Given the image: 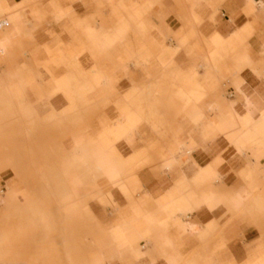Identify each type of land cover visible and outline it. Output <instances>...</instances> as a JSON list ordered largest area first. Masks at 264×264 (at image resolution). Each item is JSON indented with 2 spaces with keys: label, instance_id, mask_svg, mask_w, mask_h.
<instances>
[{
  "label": "crops",
  "instance_id": "obj_1",
  "mask_svg": "<svg viewBox=\"0 0 264 264\" xmlns=\"http://www.w3.org/2000/svg\"><path fill=\"white\" fill-rule=\"evenodd\" d=\"M28 117L41 124L31 152ZM67 154L75 168L62 175ZM263 185L264 0H0V198H13L5 230L20 219L38 235L39 264H67L57 252L68 194L90 219L93 202L127 197L99 228V252L125 224L132 245L163 237L175 258L200 241L178 225L260 215ZM239 195L247 210L233 212Z\"/></svg>",
  "mask_w": 264,
  "mask_h": 264
},
{
  "label": "rangeland",
  "instance_id": "obj_2",
  "mask_svg": "<svg viewBox=\"0 0 264 264\" xmlns=\"http://www.w3.org/2000/svg\"><path fill=\"white\" fill-rule=\"evenodd\" d=\"M169 38L170 36L168 35L162 36L163 42H166ZM171 38L174 39V37ZM223 89L230 93L228 86L223 87ZM171 93L172 91L167 92L168 95L162 99V102H173L175 98ZM169 112L167 110L163 114H169ZM40 125L39 120L32 122L28 117L27 135L29 152L36 146L35 132ZM48 145L51 146V143ZM28 157L29 161H35V155L29 154ZM140 166L142 167L143 165L141 164ZM252 190H255V188H252ZM137 195L134 193L133 197L136 198ZM121 198L124 201L115 202L104 199L103 201L97 200V202H93L91 207V211L94 214L93 219L84 215L89 214L88 212H82L89 207L72 211L74 214H71L70 217L61 211L57 257L67 264L87 263L92 248L99 247V228L106 227V223L115 220L119 212L127 207V197L121 195ZM247 199L248 196L239 203L238 207L229 204L230 209L233 212L243 210V208L247 210ZM11 200L13 198L9 195V192L5 193L3 198H0V205L2 207L0 210V264H39V260L46 256H43L44 253H40L39 251L41 242L38 240V235L27 234L25 228L21 229L23 224L20 219L17 220L16 228L11 230V233H9L10 228L9 230H5L4 222H8L9 226L10 223L4 220L3 217L9 215ZM259 201L258 198H253L250 206L252 208H259ZM223 213L225 216L229 214L224 211L215 216V219L195 236L200 240L198 246L193 250H191L193 245L188 246L186 249L187 254H183L181 261H190L192 264H249L248 262L252 257L259 254L264 255V213L250 217L248 220L232 222L224 226L223 223H220L216 230L215 226ZM247 228H254L258 234L247 236ZM5 231L8 233L6 234ZM19 233L25 234L20 235ZM11 248H15V250H11ZM102 253L108 256L112 254L111 251ZM55 255L54 253V258L56 257ZM122 259H125L124 261L120 259L122 264H135L134 260L130 257H123Z\"/></svg>",
  "mask_w": 264,
  "mask_h": 264
},
{
  "label": "bare ground",
  "instance_id": "obj_3",
  "mask_svg": "<svg viewBox=\"0 0 264 264\" xmlns=\"http://www.w3.org/2000/svg\"><path fill=\"white\" fill-rule=\"evenodd\" d=\"M94 84H96V82H94ZM28 115H29V117L34 115V111L30 108V106L28 107ZM237 150L239 151L238 148H237ZM74 163H75L74 158H71L70 155L67 154V156L62 160V163H61L62 164L61 166L63 167L61 174L65 175L69 171V169H68V168H70V167H68L69 165H71V169L75 168ZM112 182L114 185V191H116L115 189L117 187L118 181L114 178ZM219 200H220V198H219ZM243 200H245V198L243 195H241L238 198H236V201L231 203V205L238 207L239 203H241ZM222 203L227 205V202L223 201ZM198 205H200V202L198 204L192 203V206H194V208H196ZM5 208H6V206H5ZM83 208H88V206H83V205L78 204L77 201L74 200L73 195H71V194H68L67 196H65L64 202L60 204V209L62 212L67 211V210L68 211H76V210L83 209ZM192 215H193V212H192ZM156 221L162 222L163 219L160 216H158ZM175 222H176V220H175ZM208 224L195 225V223H191L188 228L183 227V226L180 227V225H178L177 229H178V231L181 229L182 233L186 232V233L190 234V232H191V234L193 236H197L198 233L204 227L208 226ZM133 230H135V229H133L129 226H126L125 224L122 225V227H120L119 229L112 228L111 230H109L108 234H109L112 242L115 244L113 246L114 250L112 251V254L110 256H108L107 254L102 253V251L99 252V247L92 248L88 262L83 263V264H110V260L112 258H115V257H117L119 259H122L123 257H130V258H132V260H134L135 264H192L190 261H181L183 258V254H177V256H175V258L170 257V251L173 249L174 243L170 240L163 238V237H157V241L152 245L151 248H149L147 246V244H148L147 240L142 245L141 244L138 246L132 245L129 242V234H130V232H133ZM169 258H171V260H172L171 263L168 262ZM248 263L249 264H264V255L259 256V257L258 256L253 257V261H249Z\"/></svg>",
  "mask_w": 264,
  "mask_h": 264
}]
</instances>
